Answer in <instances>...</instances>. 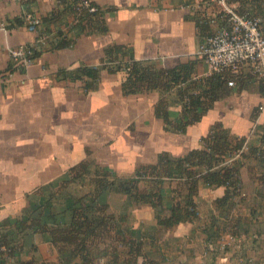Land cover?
<instances>
[{"label":"crops","instance_id":"crops-1","mask_svg":"<svg viewBox=\"0 0 264 264\" xmlns=\"http://www.w3.org/2000/svg\"><path fill=\"white\" fill-rule=\"evenodd\" d=\"M95 1L106 9L105 32L78 24L62 0H0L2 264H85L71 255L70 246L53 241L52 230L68 227L73 209L91 200L97 174L109 169L117 177H131L163 154L180 157L202 148V138L218 121L261 152L238 158L241 195L223 207L217 200L226 187L203 184L195 197L197 217L165 227L151 204L114 188L103 190L91 215L111 214L114 220L93 241L91 256L96 264H264L260 79L234 88L181 132L175 129L183 112L177 89L129 93L125 73L105 67L91 88L73 78L81 66H102L113 44L158 67L194 62L193 78L207 77L208 66L197 50L210 32L208 16L218 6L210 0ZM240 9L260 15L264 26V0H240ZM56 12L59 20H50ZM27 14L42 17L38 31L27 27ZM39 32L48 36L39 55L13 67L10 50L35 42ZM162 99L170 122L158 109ZM179 184L166 180L161 187L165 214ZM139 187L148 190L151 182L142 180ZM133 240L142 245L139 255L130 251Z\"/></svg>","mask_w":264,"mask_h":264},{"label":"trees","instance_id":"trees-1","mask_svg":"<svg viewBox=\"0 0 264 264\" xmlns=\"http://www.w3.org/2000/svg\"><path fill=\"white\" fill-rule=\"evenodd\" d=\"M62 2L68 3V0H62ZM83 2L84 0H72L68 3L67 9L75 15L76 22L90 26L96 32H105L107 30L106 9L95 0H89V5ZM91 7L95 9L91 10ZM60 17L61 12H56L50 20L57 21ZM202 30H208L207 24L202 25ZM66 43L67 41L62 44ZM106 53L109 59L102 66H81L77 69V73L73 74V78L84 79L86 87L91 88L94 80L100 78L101 69L105 67L112 72L121 70L125 73L124 88L129 93L153 89L170 92L177 89L183 104V112L180 120L175 124V129L181 132H185L189 125L200 122L205 113L214 107L215 102L229 95L234 88H248L256 79L248 72L232 75L229 71H224L212 73L198 80L193 78L194 62L171 68L158 67L156 64L145 63L128 55L127 49L117 44L109 46ZM119 54H122V57L119 58ZM37 55L39 51L35 52V56ZM231 79L236 81L235 86L228 84ZM260 81L263 84L262 92L264 93V78ZM165 103L166 99H162L158 109L163 111L165 119L170 122L169 111L162 109ZM202 140L204 143L202 148L191 149L180 157L163 154L156 163L139 167L135 175L131 177H117L109 169L99 172L95 179L92 201L85 198L84 205L80 204L73 209L72 220L68 227L52 230L53 241L70 246L71 255L81 257L85 264H96L95 258L91 256V245L95 238L107 233L108 227L114 220L111 214L91 215L92 209L96 207L94 206L96 197L106 189L114 188L128 194L137 202L151 204L157 211L159 224L165 227L197 217L195 197L203 184L225 186L226 194L219 198L217 203L223 207L230 204L235 197L241 195L239 176L241 162L238 159L228 161V158L242 149L247 142V137L233 134L218 121L211 126ZM258 151V148L251 145L249 151L241 153V158L256 154ZM82 169L85 173L88 172L86 163L82 165ZM173 179L179 180L180 184L174 189L175 195L169 214H165L161 187L166 180ZM142 180L150 181L151 188L141 190L139 183ZM101 208L104 209L105 206ZM0 243L4 246L1 236ZM130 246V251L136 255L141 253V243L133 240ZM0 264H2L1 256Z\"/></svg>","mask_w":264,"mask_h":264},{"label":"built area","instance_id":"built-area-1","mask_svg":"<svg viewBox=\"0 0 264 264\" xmlns=\"http://www.w3.org/2000/svg\"><path fill=\"white\" fill-rule=\"evenodd\" d=\"M210 2L216 3L218 9L209 14L210 32L197 50V55L208 66V75L224 71H229L232 75L248 72L258 79L264 78L262 17L249 11H242L240 0H210ZM83 3L89 5V0H84ZM94 9L91 7V10ZM23 18L32 31H38L43 22L42 17L35 14H27ZM47 37L46 33L39 32L35 42L11 49L10 60L13 67L20 68L31 63L35 58V52L42 49ZM11 71L9 75L13 74ZM228 84L235 86L236 81L231 79ZM260 108L263 106L261 105ZM249 149V145L245 142L242 149L230 156L228 161L241 158V153ZM257 154L261 152L258 151ZM2 250L3 246L0 243V256Z\"/></svg>","mask_w":264,"mask_h":264}]
</instances>
